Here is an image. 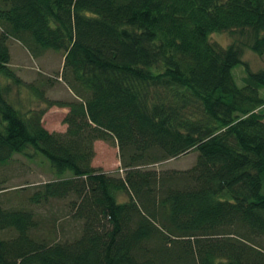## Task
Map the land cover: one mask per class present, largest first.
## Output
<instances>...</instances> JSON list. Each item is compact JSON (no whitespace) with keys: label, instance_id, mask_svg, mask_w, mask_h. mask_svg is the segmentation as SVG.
<instances>
[{"label":"trees","instance_id":"1","mask_svg":"<svg viewBox=\"0 0 264 264\" xmlns=\"http://www.w3.org/2000/svg\"><path fill=\"white\" fill-rule=\"evenodd\" d=\"M0 28V163L43 153L58 178L30 201L74 196L81 222L55 240L35 209L0 202V264H264V67L211 40L250 30L264 56V0H0ZM9 39L64 52L74 98L49 104L68 108L65 131L10 101ZM99 139L118 141L123 175L93 165ZM191 151V168L151 167Z\"/></svg>","mask_w":264,"mask_h":264},{"label":"rangeland","instance_id":"2","mask_svg":"<svg viewBox=\"0 0 264 264\" xmlns=\"http://www.w3.org/2000/svg\"><path fill=\"white\" fill-rule=\"evenodd\" d=\"M1 32L0 28V34ZM252 36L254 33L250 30L239 29L214 33L211 35V40L222 46H228L233 42L241 44L243 61L253 71H257L264 67V56H260L251 49L248 43ZM8 42L12 55L10 66L22 79L19 84L13 79L3 78V83L11 87L10 101L23 112L42 111V122L50 131H65L67 125L64 123V117L68 114V108L49 104V100L60 101L74 98L73 91L61 75L65 61L64 52L50 50L44 56L35 58L19 41L9 39ZM234 74L237 82L243 84V77L246 74L244 64L236 66ZM47 78L53 79L50 87H47L50 83ZM42 79H46L45 84H42ZM32 82L44 90L46 99H41L29 89L27 85ZM121 155L118 141L99 139L95 142L93 165L110 175H123L125 168ZM196 158L197 152L191 151L151 167L160 171L186 170L193 166ZM71 174V171H67L62 176L67 177ZM57 178L58 175L54 173L51 161L43 153L36 152L34 149H29L26 154H15L12 159L0 163V202L5 207L35 209L40 217V227L35 230V233L55 240L71 237L81 228V222L73 217L69 208V201L74 196L67 199H51L49 202L37 205L30 201V195L35 192L39 184ZM118 196L119 199L126 200L129 195L124 192L119 193Z\"/></svg>","mask_w":264,"mask_h":264}]
</instances>
